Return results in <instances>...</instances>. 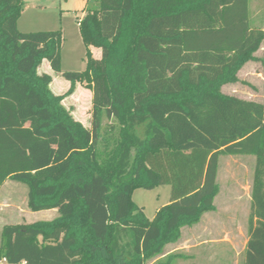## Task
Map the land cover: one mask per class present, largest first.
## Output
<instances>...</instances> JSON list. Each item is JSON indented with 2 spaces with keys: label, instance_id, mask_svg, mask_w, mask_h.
<instances>
[{
  "label": "trees",
  "instance_id": "1",
  "mask_svg": "<svg viewBox=\"0 0 264 264\" xmlns=\"http://www.w3.org/2000/svg\"><path fill=\"white\" fill-rule=\"evenodd\" d=\"M78 22L86 69L61 72V31L23 33V0H0V189L28 187L50 221L5 225V264H172L167 246L215 210L221 156H254L244 264H264V102L223 92L249 61L264 76V30L249 0H94ZM102 52L100 59L91 49ZM263 48V55H254ZM92 92L91 126L64 100ZM168 185L151 222L135 189Z\"/></svg>",
  "mask_w": 264,
  "mask_h": 264
},
{
  "label": "rangeland",
  "instance_id": "2",
  "mask_svg": "<svg viewBox=\"0 0 264 264\" xmlns=\"http://www.w3.org/2000/svg\"><path fill=\"white\" fill-rule=\"evenodd\" d=\"M89 0H23V11L18 22V29L23 33L61 31L63 45L61 50V72L52 71L47 61L39 68V73H47L53 77L52 91L57 95L65 94L70 88V82L63 77L64 72H83L86 69L87 48L80 35L78 22L85 16L86 10L91 4ZM94 1V0H91ZM264 3V0H263ZM102 52L95 49L94 57L100 59ZM263 72L259 64H250L238 74L239 82L225 86L222 90L225 94L233 95L247 100L261 102L264 97V82L259 75ZM64 105L69 109L74 118L81 121L86 127L91 126L92 92L82 85H77L76 90L64 100ZM221 158L222 182H226L225 174L229 166L240 177V192L237 208L241 211L239 222L248 232V220L251 212V186L253 183V170L256 165L254 156H241L234 158ZM242 164L244 167L240 168ZM1 198L8 197L13 208L0 213V236L5 225L30 224L38 221H50L59 213L53 211L32 212L28 208V187L20 182H9L0 192ZM171 199V187L168 185L157 188L135 189L132 195V203L137 212L143 213L152 220L158 209L169 204ZM215 205L224 207L228 205L223 197L215 200ZM248 234V233H247ZM0 264H5L0 261Z\"/></svg>",
  "mask_w": 264,
  "mask_h": 264
},
{
  "label": "crops",
  "instance_id": "3",
  "mask_svg": "<svg viewBox=\"0 0 264 264\" xmlns=\"http://www.w3.org/2000/svg\"><path fill=\"white\" fill-rule=\"evenodd\" d=\"M248 8L251 27L253 29L264 30L263 0H249ZM91 51L94 56L95 49L92 48ZM262 55L263 48L256 52L254 56L259 59ZM253 63L259 64L263 69L260 61H249L240 71ZM259 75L264 82L263 72H260ZM263 102L264 97L261 103ZM222 157L230 158L229 163L231 164L233 163L231 161L235 162L232 159L241 158V156H221L219 159L217 182L220 189L215 200L221 196L227 201L228 205L219 207L215 205L214 201V211L205 213L197 224L182 229L181 239L177 243L167 246L165 249V256L170 254L175 256L172 264H244L249 237L243 221L239 222L238 219L241 212L237 208L238 200L240 199L238 193L240 192L241 180L234 172V167L229 166V170L225 174L226 182L222 185V166H220ZM240 165V168L244 167L242 164ZM9 182L12 181L7 180L0 189V192ZM9 202L8 197L4 196L1 198L0 195V213L14 207ZM159 210H157L154 218L150 220L151 222L156 220ZM50 211L55 213V210Z\"/></svg>",
  "mask_w": 264,
  "mask_h": 264
}]
</instances>
